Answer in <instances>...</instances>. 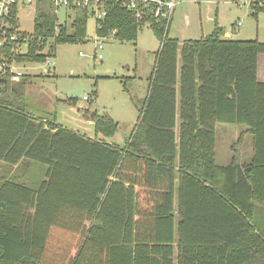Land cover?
Returning a JSON list of instances; mask_svg holds the SVG:
<instances>
[{
	"label": "trees",
	"instance_id": "16d2710c",
	"mask_svg": "<svg viewBox=\"0 0 264 264\" xmlns=\"http://www.w3.org/2000/svg\"><path fill=\"white\" fill-rule=\"evenodd\" d=\"M248 1L257 19L264 0ZM105 7L98 38L136 42L148 25L161 41L148 101L122 148L107 141L119 128L107 114L84 111L87 137L28 111L29 75L0 76V264H264V42L227 39L219 26L180 42L150 7L141 21L121 1ZM36 9L18 63L86 41L88 10L62 24L48 1ZM218 124L248 127L254 163L216 162ZM32 165L45 171L40 184L22 179Z\"/></svg>",
	"mask_w": 264,
	"mask_h": 264
},
{
	"label": "rangeland",
	"instance_id": "374dc122",
	"mask_svg": "<svg viewBox=\"0 0 264 264\" xmlns=\"http://www.w3.org/2000/svg\"><path fill=\"white\" fill-rule=\"evenodd\" d=\"M209 1H179L169 28V37L180 42L200 39L212 34L218 26L223 27L225 34L227 30L236 29L235 23H241L233 40L264 42L263 12L256 19L249 3ZM36 11L34 6L19 9L22 32L34 33ZM62 12V15H58L59 22L65 24L63 21L68 20V11ZM96 21L95 17H89L85 42L57 45L55 57L47 62L24 65L23 71L29 75L25 102L32 115L37 117L43 113V116L57 119L64 126L91 138L95 132L94 124L84 116V111L89 109L107 114L119 124L111 143L123 148L148 101L161 41L148 25L141 28L136 42H120L114 32L106 38H98ZM101 41L104 42V50L101 53L103 58L99 59L98 46ZM72 98L76 105L63 102ZM245 129L244 125L238 124L217 125L218 164L231 162V147ZM4 169V163L0 162V173L5 172ZM22 171V179L29 180V183L40 184L45 179V171L40 165L29 166L27 171ZM14 174L22 176L19 171L11 173Z\"/></svg>",
	"mask_w": 264,
	"mask_h": 264
},
{
	"label": "built area",
	"instance_id": "2783aa9c",
	"mask_svg": "<svg viewBox=\"0 0 264 264\" xmlns=\"http://www.w3.org/2000/svg\"><path fill=\"white\" fill-rule=\"evenodd\" d=\"M41 0H0V76H8L12 83H19L26 75L23 71L25 64H20L17 58L27 53L33 39L32 34L23 33L20 26L12 23V10L16 6L20 8L36 7ZM55 10L58 16L62 11L81 9L88 10L89 14L98 22L103 21L107 15L106 4L110 0H46ZM132 11L137 20L143 18V9L151 8L152 15L157 21L172 23L174 11L181 0H118ZM242 5L249 3L248 0H240ZM101 26V25H100ZM170 28V27H169ZM104 42L98 46L99 59L104 50ZM87 99V97H86Z\"/></svg>",
	"mask_w": 264,
	"mask_h": 264
},
{
	"label": "crops",
	"instance_id": "0c3cea01",
	"mask_svg": "<svg viewBox=\"0 0 264 264\" xmlns=\"http://www.w3.org/2000/svg\"><path fill=\"white\" fill-rule=\"evenodd\" d=\"M183 1V0H182ZM204 1V0H203ZM209 1V0H208ZM224 1V0H223ZM226 1V0H225ZM238 2H240V0H236ZM209 2H212L211 0ZM240 4V3H239ZM66 13V12H65ZM63 12H60L59 15H62ZM67 16V14H66ZM72 16H73V13H72ZM63 22H66L63 21ZM237 25L236 29H231V30H227L225 32V38L227 39H233V35L237 32V30L240 28L241 26V23H235ZM233 24V26L235 25ZM223 28V27H221ZM240 30V29H239ZM139 38V37H138ZM173 39H176V38H173ZM190 40H194V39H190ZM264 54L263 55H260L259 57V70H258V81L261 82V83H264ZM66 101V100H63V102ZM88 110V109H87ZM91 111V110H90ZM94 112V111H92ZM98 112V111H96ZM99 113V112H98ZM36 117V116H35ZM37 118H43L44 120L46 119H49L48 116H43V113L42 115L39 114L37 116ZM140 118V117H139ZM139 120V119H138ZM56 122H57V119H56ZM58 124H61L59 122H57ZM138 123V122H137ZM63 125V124H61ZM64 126V125H63ZM66 127V126H65ZM246 129L240 134L238 140L236 141V143H234L232 145V152H233V158L231 160V163H236V164H239V165H248V164H251V163H254L255 161V146H254V136L251 135L249 132H248V127L245 126ZM68 128V127H67ZM70 129V128H69ZM221 129H227V127H222ZM220 129V130H221ZM231 129V128H230ZM228 129V130H230ZM73 130V129H72ZM75 131V130H74ZM94 131H95V126H94ZM216 133H217V130H216ZM93 138L96 137V134L94 132L93 134ZM226 135V134H225ZM228 136V134L226 135ZM217 138V137H216ZM112 138H109L107 139L108 142L111 143V140ZM242 139V140H241ZM240 140L242 142H240ZM216 145H217V142H216ZM235 146V148H234ZM227 164V165H229ZM220 165V164H219ZM224 166V165H223Z\"/></svg>",
	"mask_w": 264,
	"mask_h": 264
}]
</instances>
